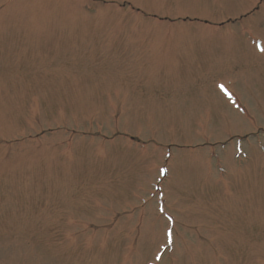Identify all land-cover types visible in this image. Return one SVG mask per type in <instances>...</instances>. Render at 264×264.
Returning a JSON list of instances; mask_svg holds the SVG:
<instances>
[{
	"label": "rangeland",
	"instance_id": "1",
	"mask_svg": "<svg viewBox=\"0 0 264 264\" xmlns=\"http://www.w3.org/2000/svg\"><path fill=\"white\" fill-rule=\"evenodd\" d=\"M260 3L0 0V264H264Z\"/></svg>",
	"mask_w": 264,
	"mask_h": 264
}]
</instances>
